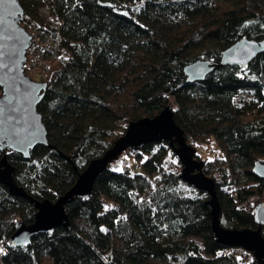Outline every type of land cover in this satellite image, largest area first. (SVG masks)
I'll use <instances>...</instances> for the list:
<instances>
[{
  "label": "trees",
  "instance_id": "obj_1",
  "mask_svg": "<svg viewBox=\"0 0 264 264\" xmlns=\"http://www.w3.org/2000/svg\"><path fill=\"white\" fill-rule=\"evenodd\" d=\"M18 1L24 26L40 25L38 1ZM45 1L69 59L49 69L37 105L51 146H35L27 159L6 152L15 182L35 199L54 201L109 148L118 122L151 117L172 99L186 139L219 149L203 172L220 178L221 226L255 228L248 199L264 201V179L253 172L264 161V52L244 67L217 65L199 82H187L183 67L218 63L241 38L264 39V0ZM240 91L251 98L235 103ZM180 169L167 141L128 149L88 198L66 206L68 229L18 247L10 246L15 223H31L34 208L0 185V263L248 264L241 248L214 240L207 194L183 181Z\"/></svg>",
  "mask_w": 264,
  "mask_h": 264
},
{
  "label": "water",
  "instance_id": "obj_2",
  "mask_svg": "<svg viewBox=\"0 0 264 264\" xmlns=\"http://www.w3.org/2000/svg\"><path fill=\"white\" fill-rule=\"evenodd\" d=\"M24 10L18 0H0V185L9 194L24 197L34 208L33 221L15 223L10 246L27 244L37 235L52 232L54 228H69L66 206L74 198H88L97 177L126 150H135L145 143L167 141L181 164L180 178L198 191L207 194L210 226L214 240L224 246L241 248L251 253L255 264H264V201L253 208L255 228H224L219 221L220 204L215 180L203 172L204 160L195 157V149L186 141L182 128L173 118L171 105H166L151 117L130 121L125 131L116 137L108 149L91 159L78 172L74 184L54 201L38 200L30 196L14 180L15 167L7 160L6 152L13 151L27 159L37 145L51 146L47 130L37 105L47 87L45 81H36L25 74L23 65L30 36L21 24ZM264 52V39L241 38L221 51L218 63L195 60L183 67L187 82H199L217 65L246 66ZM253 172L264 179V161L255 162Z\"/></svg>",
  "mask_w": 264,
  "mask_h": 264
},
{
  "label": "built area",
  "instance_id": "obj_3",
  "mask_svg": "<svg viewBox=\"0 0 264 264\" xmlns=\"http://www.w3.org/2000/svg\"><path fill=\"white\" fill-rule=\"evenodd\" d=\"M38 1L40 25L29 26L30 45L26 49L24 72L34 80H43L55 63L68 61V55L60 51L57 21L45 0ZM55 28V30H52Z\"/></svg>",
  "mask_w": 264,
  "mask_h": 264
},
{
  "label": "rangeland",
  "instance_id": "obj_4",
  "mask_svg": "<svg viewBox=\"0 0 264 264\" xmlns=\"http://www.w3.org/2000/svg\"><path fill=\"white\" fill-rule=\"evenodd\" d=\"M31 1H32V3H34L36 5V0H31ZM22 18H23V16H22ZM21 24H22V26H24V24L22 22V19H21ZM24 27L26 29H29V26H24ZM45 78H46V76H45ZM45 78L43 80H36V81H45ZM31 79H33V78H31ZM250 98H251V92H249V91H240L239 94L235 97L234 101H235V103H239L240 104L241 102L248 101ZM170 102H171L172 109H175L176 105L173 103L172 99H170ZM250 117H252V116H249V118ZM118 124L121 125L122 129L117 130L113 135H111L108 138V140H110V141L114 140L116 137L121 135L125 131V129H126L127 125H128V122L120 121V122H118ZM123 128H124V130H123ZM186 141H187V143L189 145H191L195 149V156L197 155V157H196L197 159L210 160V159L220 155L219 149L217 148V145H216V143L214 141H212V143L209 144V145H199V144L194 143L192 140H190L188 138L186 139ZM127 161L130 162V164H132L133 166L135 165V163H134L132 158H128L127 157ZM213 178H214L215 181L220 182L219 176H214ZM263 196H264V193H263ZM248 203H249L250 207L254 208V206L257 204L256 197L249 198L248 199ZM230 250L231 251H235L237 254L239 253V250H234V249H230ZM230 250H228V251H230ZM243 254H244L248 264H255L251 253L243 250Z\"/></svg>",
  "mask_w": 264,
  "mask_h": 264
}]
</instances>
